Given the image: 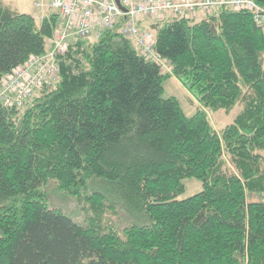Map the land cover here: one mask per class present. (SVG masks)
<instances>
[{"label":"trees","instance_id":"obj_1","mask_svg":"<svg viewBox=\"0 0 264 264\" xmlns=\"http://www.w3.org/2000/svg\"><path fill=\"white\" fill-rule=\"evenodd\" d=\"M60 24L0 0V85ZM149 26L172 74L115 30L74 40L23 110L0 106V264H264V20L221 7ZM173 77L193 117L164 99ZM238 106L217 132L208 111ZM186 179L203 190L179 200ZM51 182L88 206L85 225L50 206ZM117 209L123 230L106 221Z\"/></svg>","mask_w":264,"mask_h":264},{"label":"built area","instance_id":"obj_2","mask_svg":"<svg viewBox=\"0 0 264 264\" xmlns=\"http://www.w3.org/2000/svg\"><path fill=\"white\" fill-rule=\"evenodd\" d=\"M35 6L43 14L57 15L61 24L45 54L32 56L3 78L0 106L23 110L43 90L56 85L60 61L77 39L97 41L104 33L118 30L134 42L142 57L165 68L147 21L196 20L198 13L221 7L252 12L257 23L264 20V11L253 0H36Z\"/></svg>","mask_w":264,"mask_h":264},{"label":"rangeland","instance_id":"obj_3","mask_svg":"<svg viewBox=\"0 0 264 264\" xmlns=\"http://www.w3.org/2000/svg\"><path fill=\"white\" fill-rule=\"evenodd\" d=\"M5 1L12 9L21 13L30 15L39 14L40 10L35 6L36 0ZM197 15L199 16H197L196 20L199 21L201 18L205 17L206 13L200 12ZM45 16H50V14H44V18ZM156 21L157 20L155 19L154 22ZM145 23L146 26H149V24L153 23V21H147ZM149 30L151 29L149 28ZM48 43L51 42L48 41ZM162 72L164 74H172V66L169 62H165V68L162 67ZM164 90V99H178L187 117H193L196 114V111L201 108L198 101L175 77L168 79L165 82ZM241 110L242 107L238 106L229 114L223 110H220L218 112L208 111V116L214 129H216V131L220 133L227 126L234 123ZM184 185L186 190L184 194H182L178 198L179 200H185L193 197L203 190L202 182L197 179H186L184 181ZM45 192L48 196L49 204L52 208H58L62 210L70 218H74L78 223L85 225L89 213L87 205H81L76 199L65 194V192L63 191H60L56 182H51L45 189ZM129 218V215H127L122 209H117L115 213L108 212L106 221L108 224L111 223L117 228L120 227L121 230H123L128 225Z\"/></svg>","mask_w":264,"mask_h":264},{"label":"crops","instance_id":"obj_4","mask_svg":"<svg viewBox=\"0 0 264 264\" xmlns=\"http://www.w3.org/2000/svg\"><path fill=\"white\" fill-rule=\"evenodd\" d=\"M3 1H5V0H3ZM23 14H25V13H23ZM28 15H30V14H28ZM31 16H33L34 18H36L37 21H38V23H39V21H42L44 19V14L41 11H39V14H37V15H31Z\"/></svg>","mask_w":264,"mask_h":264},{"label":"bare ground","instance_id":"obj_5","mask_svg":"<svg viewBox=\"0 0 264 264\" xmlns=\"http://www.w3.org/2000/svg\"><path fill=\"white\" fill-rule=\"evenodd\" d=\"M199 16V15H198ZM156 22H158V21H156ZM91 41H93V40H91Z\"/></svg>","mask_w":264,"mask_h":264}]
</instances>
